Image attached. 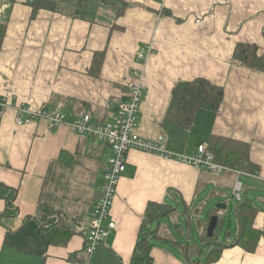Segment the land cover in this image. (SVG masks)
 I'll use <instances>...</instances> for the list:
<instances>
[{"label": "crops", "instance_id": "1", "mask_svg": "<svg viewBox=\"0 0 264 264\" xmlns=\"http://www.w3.org/2000/svg\"><path fill=\"white\" fill-rule=\"evenodd\" d=\"M0 25V184L18 192L17 216L0 223V264H82L88 211L110 156L104 143L67 125L49 128L41 120L17 126V107L110 122L133 81L144 87L139 137L163 136L162 146L181 155L193 154L211 137L236 141L248 147L258 171L214 175L129 151L107 248L129 264L147 204L165 203L174 211L151 225L160 237L153 242V264H188V256L202 264L208 249L200 235L219 210L217 242L227 247L212 264H264V72L232 60L238 44L254 45L264 56V0H0ZM96 54H104L98 65ZM196 79L222 88V102L216 112L198 110L189 130H176L166 121L172 90ZM236 181L241 200L258 209L252 252L230 246L242 236L234 214L241 203L233 196ZM4 208L0 200V213ZM228 211L235 224L223 233ZM181 213L185 241L164 221ZM60 217L68 237L53 226ZM48 228L46 236L42 229Z\"/></svg>", "mask_w": 264, "mask_h": 264}, {"label": "trees", "instance_id": "2", "mask_svg": "<svg viewBox=\"0 0 264 264\" xmlns=\"http://www.w3.org/2000/svg\"><path fill=\"white\" fill-rule=\"evenodd\" d=\"M40 2V1H39ZM42 4L38 3L36 8ZM51 5V4H49ZM52 6V5H51ZM45 7V6H44ZM119 13V9L117 11ZM4 35V26L0 25V45ZM104 54H96L94 64H99V58ZM233 62L245 66L251 70L264 72V56L257 55V47L249 44H238L233 53ZM223 90L220 87L210 84L203 79H196L191 82H180L172 90L170 104L166 113V121L170 125L180 131L189 130L192 126L194 116L198 110H207L216 112L222 102ZM206 149L213 155L214 162L224 167L240 170L245 174H256L258 167L253 166L249 159L248 147L245 144L228 140L221 137H211ZM17 189L7 187L0 184V200L5 202V208L0 213V223L4 219L16 217L18 209L15 205L17 198ZM243 205L237 211V220L239 221L241 238L235 241L230 246L239 245L245 250L252 252L256 247L259 233L252 227V220L258 209L250 201L241 200ZM172 209L165 203L149 202L146 206L144 218L138 233L131 260L129 264H153L151 250L153 242L159 240L157 235V227L151 228V225L164 219L172 213ZM222 221L217 216V223L212 234L207 231L202 232L200 241L204 243L208 249L205 261L202 264H212L219 260L221 252L227 246L221 242H217L220 233ZM242 224V225H241ZM57 231L62 234H71L67 226L64 225L61 217L53 225ZM48 229H42L44 235H48ZM237 236V237H238ZM67 237L62 239L58 244L64 245L67 242ZM52 240V239H51ZM186 250L185 248H183ZM183 250V251H184ZM188 252V250H186ZM203 250L197 248L195 254L201 256ZM98 256V257H97ZM188 264H200L199 261H192L189 256ZM92 264H122L120 259L107 247H101L96 253Z\"/></svg>", "mask_w": 264, "mask_h": 264}, {"label": "built area", "instance_id": "3", "mask_svg": "<svg viewBox=\"0 0 264 264\" xmlns=\"http://www.w3.org/2000/svg\"><path fill=\"white\" fill-rule=\"evenodd\" d=\"M143 53L139 54L142 58ZM144 57V56H143ZM144 87L140 81H133L127 86L125 99L119 103L114 117L110 122H98L90 114L73 115L61 109L42 108L33 111L30 107H17L15 123L21 126L30 122L45 121L49 128L67 125L74 133L96 139L110 149L103 174V181L98 189L97 197L93 201L87 216V226L84 231V245L82 264H92L101 247H108V240L114 235L115 223L111 218V210L116 195V189L122 173L125 170L127 154L136 150L174 160L198 170L207 171L214 175H221L232 171L236 176L245 175L240 170L228 169L214 162L213 155L205 145L197 147L191 155H181L167 151L163 146V136L155 141L139 137L137 129V115L142 104ZM1 103L0 105H3ZM242 186L237 181L233 186V196L241 200ZM222 211H218V215Z\"/></svg>", "mask_w": 264, "mask_h": 264}, {"label": "rangeland", "instance_id": "4", "mask_svg": "<svg viewBox=\"0 0 264 264\" xmlns=\"http://www.w3.org/2000/svg\"><path fill=\"white\" fill-rule=\"evenodd\" d=\"M174 218L178 219V222L176 224L173 223L174 222L173 221ZM184 219H185V216L181 213V214L174 215V216H172L170 218L167 217L164 220L166 222L169 221L168 225L170 226V229H171L170 233L173 236L177 233V235L181 239V241H185L184 237L187 234V229L185 227ZM231 221H232V223H231ZM234 224H235L234 216H233V214L230 211H228L227 212V216L225 217V225H224L223 233L225 231H227V228H229V226H230V230H231L232 227H234ZM179 225L181 226L182 233L179 231V228H177Z\"/></svg>", "mask_w": 264, "mask_h": 264}, {"label": "water", "instance_id": "5", "mask_svg": "<svg viewBox=\"0 0 264 264\" xmlns=\"http://www.w3.org/2000/svg\"><path fill=\"white\" fill-rule=\"evenodd\" d=\"M242 206V203H239L236 207H235V210H234V214L237 213V211L239 210V208ZM218 208H220V205L217 206ZM224 208V207H223ZM216 223H217V216L215 217H212L209 225H208V228H207V233L208 234H212L214 232V229L216 227Z\"/></svg>", "mask_w": 264, "mask_h": 264}]
</instances>
